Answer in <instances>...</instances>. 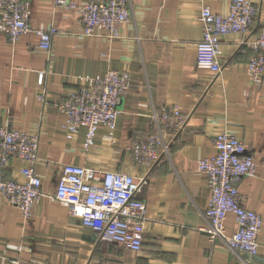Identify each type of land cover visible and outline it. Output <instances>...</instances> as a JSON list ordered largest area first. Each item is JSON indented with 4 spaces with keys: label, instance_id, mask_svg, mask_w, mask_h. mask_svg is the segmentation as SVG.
Wrapping results in <instances>:
<instances>
[{
    "label": "crops",
    "instance_id": "crops-1",
    "mask_svg": "<svg viewBox=\"0 0 264 264\" xmlns=\"http://www.w3.org/2000/svg\"><path fill=\"white\" fill-rule=\"evenodd\" d=\"M29 1L32 31L15 44L0 32V126L11 124L39 137L36 171L45 196L29 220L0 196V264L16 255L25 264H264V222L256 256L213 244L202 231L210 189L198 171V162L215 154L216 135L231 132L242 138L257 170L240 182V201L264 220V80L260 86L249 81L253 52L242 43L264 25V0H253L258 13L248 35L222 37L224 68L217 76L196 67L203 38L199 15L202 6L227 15L231 0H129L131 20L118 39L104 30L83 37L77 11L53 0ZM73 1L83 5L87 0ZM52 26L59 32L47 54L35 31ZM109 69L129 72L131 85L121 100L115 138L100 127L94 145L86 148L84 129L68 138L58 105L83 85L78 76L100 78ZM173 105L189 118L181 130L162 131L169 154L152 166L136 164L128 145L157 134L154 114ZM69 163L143 180L137 197L146 203L148 220L139 254L99 240L96 230L49 197ZM21 166L12 159L6 176L23 181ZM226 227L229 235L235 232L233 214ZM10 243L29 250L17 253L7 248Z\"/></svg>",
    "mask_w": 264,
    "mask_h": 264
},
{
    "label": "built area",
    "instance_id": "built-area-1",
    "mask_svg": "<svg viewBox=\"0 0 264 264\" xmlns=\"http://www.w3.org/2000/svg\"><path fill=\"white\" fill-rule=\"evenodd\" d=\"M56 6L77 11L81 16L83 37L94 36L104 30L110 39L122 37L121 27L131 20L129 0H87L78 5L73 0H53ZM258 13L253 0H231L227 15L214 13L202 6L199 20L203 38L197 44L196 67L210 70L216 76L223 71L221 61L222 37L229 34L248 35ZM29 0H0V32L11 44L18 42L32 31ZM59 32L52 26L48 30H36L39 47L47 54L52 52L53 37ZM243 45L253 52L247 66L251 84L260 86L264 80V25L256 34L243 40ZM40 73L38 85L43 84ZM83 85L68 93L58 105L66 117L68 138H74L85 130V147H91L100 127L112 134L118 127L120 104L131 85L127 71L109 69L103 77L78 76ZM157 134L138 139L128 145L133 160L138 165L152 166L161 156L169 154V142L162 131L181 130L188 121L177 105L164 107L154 114ZM40 139L37 135L14 127L0 126V196L29 220L35 204L43 192L42 180L36 171L39 160ZM215 154L198 162V171L208 180L210 196L205 212L207 225L202 227L209 240L221 242L226 248L239 254L256 256L260 250L259 236L263 217L245 208L240 201L239 184L244 177L256 175L257 164L243 139L231 132L214 137ZM12 159L22 163L23 181L6 176ZM142 179L123 172L95 168L74 163L64 164L55 193L49 197L69 209L81 219L84 226L93 228L99 240L109 242L139 254L143 247L147 206L137 197ZM233 214L237 223L235 232L227 233L226 219ZM7 248L17 253L28 251L23 244L10 243ZM9 264H25L19 255L9 259Z\"/></svg>",
    "mask_w": 264,
    "mask_h": 264
},
{
    "label": "rangeland",
    "instance_id": "rangeland-1",
    "mask_svg": "<svg viewBox=\"0 0 264 264\" xmlns=\"http://www.w3.org/2000/svg\"><path fill=\"white\" fill-rule=\"evenodd\" d=\"M116 131V130H115ZM115 131L112 133V134H109V132H107V136L109 137V138H111V139H114L115 137H114V135H115ZM84 144H85V142H84Z\"/></svg>",
    "mask_w": 264,
    "mask_h": 264
}]
</instances>
